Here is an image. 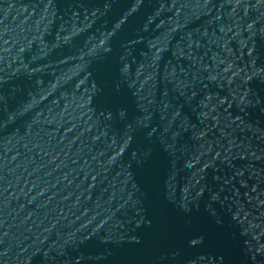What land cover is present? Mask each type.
I'll list each match as a JSON object with an SVG mask.
<instances>
[{
    "label": "water",
    "instance_id": "water-1",
    "mask_svg": "<svg viewBox=\"0 0 264 264\" xmlns=\"http://www.w3.org/2000/svg\"><path fill=\"white\" fill-rule=\"evenodd\" d=\"M0 264H264V0H0Z\"/></svg>",
    "mask_w": 264,
    "mask_h": 264
}]
</instances>
